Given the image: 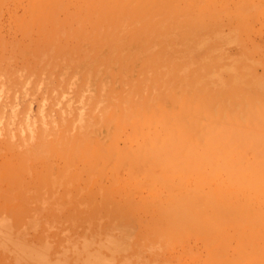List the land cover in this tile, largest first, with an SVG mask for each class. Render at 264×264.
Here are the masks:
<instances>
[{"label": "rangeland", "instance_id": "rangeland-1", "mask_svg": "<svg viewBox=\"0 0 264 264\" xmlns=\"http://www.w3.org/2000/svg\"><path fill=\"white\" fill-rule=\"evenodd\" d=\"M39 1L0 0V264H264V198L258 199L264 197V180L260 168L257 170L260 169L261 177L256 166L251 170L256 161L258 167L259 164L264 167V127L261 128L264 121V0H155L152 3L144 0L146 6L141 1L137 4L138 0H129V6L134 8L128 9L124 8L128 0H54L56 4L53 0ZM124 3L127 4L122 6ZM37 11L41 15L39 19ZM157 105L165 110L156 111ZM207 107L212 112L209 111V115ZM164 112L183 116L188 127L194 128L199 122L196 135L203 129L207 136L189 135L192 128H186V133L192 138V144L198 139L200 146L208 147L204 148L208 151L199 150L198 144L191 146L186 133L182 138L185 129L180 133V124L170 122L166 130L161 131V116L167 115ZM213 114L219 122L222 117L221 122L240 117L238 121L244 127L232 122L233 126L241 127V131L240 128L237 131L229 120L226 123L230 127L223 124L224 128L218 121H211ZM255 118L258 122L260 119V124ZM209 119L220 127L211 128L213 125L209 124L213 123H209ZM253 119L260 128L250 122ZM208 128L213 131H206ZM257 128L260 132L255 131ZM211 132L215 136L211 137ZM246 133L253 139L259 136L255 143L259 138H263L262 142L252 144L253 139H248ZM168 137L172 138V143ZM181 141L188 142L185 143L188 148H184ZM174 142L175 148L171 147ZM170 148L176 151L184 148V151L176 153L174 150V155L171 151L168 154ZM220 148H224L221 155L218 154ZM188 152L195 154H189L194 164L184 160ZM207 155L215 158L210 164L207 160L212 159ZM138 156L142 157L139 165ZM195 156L202 160L206 156L205 163ZM130 157L136 160L135 166ZM147 157L150 159H144ZM180 157L189 168L181 160L183 163L178 169H184H177ZM167 158L172 160L168 159L172 164H169L170 169L162 165L168 163ZM220 159L222 173L214 163H220ZM128 160L133 162L134 168L129 169ZM144 160L150 164L145 163L143 168ZM247 160L254 165L250 167ZM241 162H245L243 166ZM158 170L166 175L162 177ZM234 170L241 175L246 171L248 179L257 180H253L257 184L247 181L244 175L246 182L242 180L240 187L242 176L231 174ZM144 171L151 172L148 177L152 172L159 173L170 185L163 184L165 188L154 183L160 179L155 178L156 175L150 179H155L153 182L143 180L147 176ZM212 171L220 179L215 177L214 184L209 183L213 181L209 179L214 176ZM204 172L209 175L205 173V176ZM187 173L191 176H186ZM205 178L208 181H204ZM259 178L263 180L262 187ZM176 179L185 184L176 185ZM192 180L200 184L193 186ZM146 181L149 187L155 184L154 188L150 187L153 190L142 185ZM209 186L213 189V193L209 190L211 195ZM215 186H221L219 194L224 188V199L220 196L222 199L217 197L216 200H223L220 201L222 211L217 204L213 205V210L211 205L205 211L198 208L201 204L198 209L192 207L191 215L199 219L190 216L183 220L187 215H182L184 218L179 213L175 215L169 208L170 204L171 210L178 205L179 197L176 193L175 202L170 200V203L165 197H169V192L163 191L170 187L172 197V189H177L175 193L182 188L183 193L178 192L185 199L194 192L199 195L200 191H207L211 199L216 194ZM161 187L164 188L161 190ZM233 187L235 191L231 193L229 190ZM244 191H247L245 195ZM198 195L186 201L197 202ZM157 199L159 203L155 204ZM230 206L238 208V214H234L237 211ZM251 207L256 211H249ZM217 208L219 212H215ZM201 210L210 212L201 217ZM223 212L228 216L222 215ZM260 212L263 219L258 217ZM215 213L226 217L227 221L223 217L215 218ZM231 213L237 216L232 218ZM255 215L260 219L255 221ZM200 217H211L204 219L206 224L211 222L208 226L198 224ZM171 218L176 219L175 223ZM214 224L220 227L215 226V229ZM189 227L192 231L187 230Z\"/></svg>", "mask_w": 264, "mask_h": 264}, {"label": "bare ground", "instance_id": "bare-ground-1", "mask_svg": "<svg viewBox=\"0 0 264 264\" xmlns=\"http://www.w3.org/2000/svg\"><path fill=\"white\" fill-rule=\"evenodd\" d=\"M38 1H39V0H38ZM50 1H51V0H50ZM75 1H76V0H75ZM78 1H79V0H78ZM92 1H93V0H92ZM140 1L143 2L144 0H138V1H137V4H138V2H139V4H140V3H141ZM152 1L156 2L155 0H151V3H152ZM176 1H177V0H176ZM185 1H186V0H185ZM207 1H208V0H207ZM39 2H40V1H39ZM46 2H49V1L47 0V1H45V3H46ZM51 2H52V1H51ZM55 2H56V0H55ZM55 2H54V0H53L52 3L56 4ZM129 2H130V1L128 0V4H127V3H124V5H122V6H125V5L127 4V7H124L125 9H126V8H127V9H128V8H132L133 6L130 7L131 5L129 6ZM145 2H147V0H145ZM149 2H150V0H149ZM200 2H201V1H200ZM43 3H44V1H43ZM43 3H42V4H43ZM45 3H44V4H45ZM135 3H136V2H135ZM143 3H144V2H143ZM143 3H142V4H143ZM147 3H148V2H147ZM160 3H162V2H160ZM72 4H73V3H72ZM117 4H118V3H117ZM130 4H131V3H130ZM144 5L146 6V3H144ZM144 5H143V6H144ZM157 5H158V4H157ZM205 5L208 6V4H205ZM14 6H15V5H14ZM37 6H38V5H37ZM137 6H138V5H137ZM160 6H161V5H160ZM15 7H16V6H15ZM40 7H41V6H40ZM46 7H47V6H46ZM120 7H121V6H120ZM135 7H136V6H135ZM208 7H209V6H208ZM208 7H207V8H208ZM48 8H49V7H48ZM133 8H134V7H133ZM158 8H159V7H158ZM36 9H37V7H36ZM36 9H35V10H36ZM156 9H157V8H156ZM197 9H198V11H199V8H198V7H197ZM204 9H205V8H204ZM204 9H203V11L205 12ZM35 10H34L33 12H35ZM45 10H46V9H45ZM50 10H51V9H50ZM50 10H48V11H50ZM56 10H57V9H56ZM43 11H44V9H43ZM142 11H143V10H142ZM206 11H208V10H206ZM240 11H241V10H240ZM200 12H201V11H200ZM204 12H203V13H204ZM41 13H42V12H41ZM190 13H192V12H190ZM35 14H36V13H34V17H35ZM163 14H164V13H163ZM55 15H56V14H55ZM151 15H152V14H151ZM158 15H159V13H158ZM158 15H157V17H158ZM37 16H38L37 19H39V17H41V15L39 16V12H38V11H37ZM37 16H36V17H37ZM65 16H66V15H65ZM146 16H147V15L145 14V17H146ZM161 16H162V15H161ZM191 16H192V15H191ZM51 17H52V16H51ZM145 17H143V18H145ZM153 17H154V16H153ZM177 17H178V16H177ZM182 17H183V16H182ZM154 18H156V16H155ZM180 18H181V17H180ZM168 19H169V18H168ZM175 19H176V18H175ZM152 20H153V19H152ZM165 20H166V19H165ZM56 22H57V21H56ZM162 23H163V22H162ZM164 23H165V22H164ZM212 101H213V100H212ZM212 103H213V102H212ZM214 103H215V102H214ZM161 104H163V102H161ZM214 106H215V105H214ZM221 106H222V105H221ZM243 106H244V105H243ZM252 106H253V105H251V107H252ZM157 107H158V108L156 109V111H163V110H165V109L161 108V105H157ZM223 107H224V106H223ZM211 108H212V107H211ZM224 108H225V107H224ZM208 109H209V108L207 107V114H208L209 111L211 110V109H209V110H208ZM220 109H221V107L219 108V110H220ZM229 109H230V108H229ZM251 109H253V107H252ZM173 110L175 111V108H173ZM177 110H178V109H177ZM226 111H227V110H226ZM234 111H235V110H234ZM247 111H248V110H247ZM252 111H253V110H252ZM185 112H187V110H185ZM219 112H220V111H219ZM237 112H239V111H237ZM240 112H243V109H242V111H240ZM164 113H167V112H164ZM211 113H212V112L210 111V114H211ZM227 113H228V112H227ZM251 113H253V112H251ZM248 114H249V113H248ZM173 115H175V116H171V115H169V114L167 113V115H166V114L164 115V118L161 116V121H163V122H162L163 125H160V129H161V131L164 130L165 127H167L168 124H169L170 122H174L176 125H179V124H180V126H181V127H180V128H181L180 133H181V131H182V128L185 129V130H184L185 132H183V133H182L183 135H181V137L183 136L182 138H184V136H186V135H185L186 130H187L188 128L191 129L192 127H191V126L188 127V126L186 125V123L184 122L185 119H184L183 116L176 115V114H173ZM208 115H209V114H208ZM219 115H221V114H218V117L220 118ZM228 115H229V114H228ZM243 115H244V113H243ZM257 115H258V114H257ZM260 115H261V114H260ZM198 116H199V115H198ZM211 116H212V117H210V118H213V119L215 118V117H213L214 114L211 115ZM261 116H262V115H261ZM261 116H258V117H261ZM199 117H200V116H199ZM228 117L230 118V116H228ZM235 117H236V116H235ZM247 117H248V115H247ZM250 117H251V116H250ZM250 117H249V118H250ZM255 117H257V116H255ZM258 117H257V119H258ZM222 118H223V117H222ZM222 118H221V119H222ZM237 118H238V116H237ZM241 118H242V117H241ZM262 118H263V117H262ZM163 119H164V120H163ZM201 119H202V117H201ZM213 119H212L211 121H215V122L218 121L217 123H218V124L221 123V124H222V127H223L224 125H226V124H227L226 122H228V121L230 120V119H228V121H225V122L223 121V122H224V123H223V122H221V119H220V122H219L218 118H216V120H215V119L213 120ZM239 119H240V117H239ZM239 119H238V120H239ZM255 119H256V118H255ZM257 119H256V121H257ZM199 120H200V119H199ZM223 120H224V119H223ZM238 120H236V118H235L236 123L239 122ZM197 121H198V120H197ZM197 121H196V122H197ZM211 121H210V119H209V123H213V122H211ZM235 121H231V120H230V123H229V124H231L232 122L235 123ZM240 121H242V120H240ZM248 121H249V119H248ZM251 121H252V124H253V123L255 124L254 126L259 127L258 124H260V119H259V122L257 121L258 124L256 123V121H255L254 119H253V120H250V122H251ZM254 121H255V122H254ZM262 121H263V120H262ZM150 122H151V120H150ZM250 122H249V123H250ZM182 123H183V124H182ZM184 123H185V124H184ZM236 123H235V124H236ZM239 123H240V122H239ZM239 123H238V124H239ZM242 123H243V122H242ZM244 123H245V122H244ZM150 124H151V123H150ZM198 124H199V122H198ZM198 124H197V125H198ZM223 124H224V125H223ZM252 124H251V125H252ZM256 124H257V125H256ZM182 125H183V126H182ZM185 125H186V127H185ZM197 125H196V123L194 124V128H192L191 131H189V133H190L189 135L192 134V135H195L196 138H197V137L200 138L199 136H200L201 134L205 135V133H203V131H202L203 129H200V131H201L202 133H201L200 135H196V132L199 130V129L197 128ZM205 125H206V124H205ZM209 125H213V126L211 127V128H213L214 125H216V123L209 124ZM227 125H228V124H227ZM231 125L233 126L234 124H231ZM239 125L244 127V124H241V123H240ZM251 125L248 124V126H249L250 128H254V127L251 126ZM162 126H163V127H162ZM192 126H193V125H192ZM206 126H207V125H206ZM218 126H219V125H218ZM218 126L216 125L215 127H218ZM228 126L230 127V125H228ZM228 126H227V127H228ZM232 126H231V127H232ZM240 126H239V127H238V126H233V128L236 127V130H237V128H238V129L240 128L239 130L241 131V127H240ZM184 127H185V128H184ZM200 127L202 128V126H200ZM219 127H220V126H219ZM229 127H228V128H229ZM262 127H264V121H263V126H262V122H261V128H262ZM146 128H147V127H146ZM163 128H164V129H163ZM186 128H187V129H186ZM211 128H210V130H209V128H208L206 131H208V132H209V131H213ZM224 128H226V127L224 126ZM259 128H260V127H259ZM193 129H194L195 133H194V131H192ZM165 130H166V129H165ZM221 130H222V129H221ZM233 130H234V129H233ZM253 130H254V129H253ZM169 131H170V128H169ZM234 131H235V130H234ZM237 131H238V130H237ZM249 131H250V130H249ZM255 131H256V132H257V131L260 132V130H258V128H257V130H255ZM262 131H263V130H262ZM170 132H173L172 129H171ZM221 132H223V130H222ZM227 132H229V130H228ZM163 133H164V132H163ZM173 133H174V132H173ZM206 133H207V132H206ZM232 133H233V132H232ZM166 134H167V133H166ZM186 134H187V133H186ZM210 134H211V137H212L213 132H211ZM226 134H229V133H226ZM234 134H235V133H234ZM246 134L248 135L249 133H246ZM262 134L264 135V132H263ZM137 135H138V134H137ZM192 135H191V136H192ZM213 135H214V134H213ZM221 135H222V134H221ZM247 135H246V136H247ZM255 135H256V133H255ZM263 135H261V136H263ZM166 136H167V135H166ZM179 136H180V135H179ZM205 136H207V135H205ZM208 136H209V135H208ZM214 136H215V135H214ZM219 136H220V135H219ZM223 136H224V134H223ZM231 136H232V135H231ZM239 136H241V135L239 134ZM239 136L237 135V137H239ZM242 136H243V135H242ZM246 136H245V137H246ZM187 137H188V138H187ZM187 137H186V140L188 139V140L190 141L189 143H190V145H191V144H192V140H190L191 137L188 136V134H187ZM221 137H222V136H221ZM221 137H217V138H221ZM227 137L229 138V135H228ZM248 137H249V138H248ZM250 137H251V136H250V134H249V136H247V138L250 139ZM256 137L258 138L259 136L256 135ZM256 137H255V139H256ZM168 138H169V137H168ZM172 138H175V137L172 136ZM172 138H169L168 141L171 142ZM177 138H178V137H177ZM177 138H176V139H177ZM182 138H181V139H182ZM224 138H225V137H224ZM240 138H241V137H240ZM251 138H252V137H251ZM263 138H264V136H263ZM263 138H261V139H263ZM191 139H192V138H191ZM252 139H253V138H252ZM252 139H250V140L252 141ZM255 139H253V143H252V144H256V143L258 142V140L261 141V139L259 138V139L257 140V142L255 143V142H254V141H256ZM173 140H175V139H173ZM177 140L180 141L179 138H178ZM182 140H183V139H182ZM188 140H187V141H188ZM196 140H197L196 143H194V144H192V145H194V146L196 145V146H197V144H198V148L200 147L199 150H200V149L203 150L204 148H208V147H203V148H202V147L200 146V144L198 143L199 140H198V139H196ZM220 140H221V139H220ZM222 140L224 141V139H222ZM235 140H236V138H235ZM243 140H244V139H243ZM156 141H157V140H156ZM215 141H216V140H215ZM223 141H220V142H223ZM226 141H227V140H225L224 142H226ZM232 141H233V140L230 141L231 144H233ZM212 142H213V141H212ZM218 142H219V141H218ZM245 142H246V141H245ZM261 142H262V141H261ZM156 143H157V142H156ZM171 143H172V142H171ZM171 143H170V144H171ZM178 143H179V142H178ZM178 143H176V144L178 145ZM180 143H184V148H185V147L187 146V144H185V143H188V142H184V141L182 142V141H181ZM210 143H211V142H210ZM214 143H215V142H214ZM227 143H228V142H227ZM234 143H235V142H234ZM243 143H244V142H243ZM263 143H264V141H263ZM140 144H141V143H140ZM215 144H216V143H215ZM246 144H248V143L246 142ZM258 144H259V143H258ZM260 144H261V143H260ZM142 145H143V144H142ZM172 145H173V146H172ZM172 145H171V147H174V146H175V142H174ZM185 145H186V146H185ZM190 145H189V146H190ZM192 145H191V146H192ZM222 145H223V144H222ZM228 145H229V143H228ZM234 145H235V144H234ZM261 145H263V144H261ZM179 146H180V145H179ZM214 146H216V145H214ZM217 146H218V145H217ZM219 146H220V145H219ZM133 147H134V146H133ZM142 147H143V146H142ZM142 147H141L140 152L143 151V148H142ZM180 147H182V146H180ZM210 147L212 148V146H210ZM227 147H230V146H227ZM231 147H232V146H231ZM235 147H236V146H235ZM237 147H238V145H237ZM252 147H255V145H252ZM258 147H259V146H258ZM260 147H261V146H260ZM174 148H175V147H174ZM174 148H172L173 151L171 150V148L168 149V150H167V153H168V154H171V153H170V151H171L172 154H173L174 150L176 151V149H179V148H177V147H176V149H174ZM184 148H183V149H184ZM186 148H188V147H186ZM192 148H193V147H192ZM194 148H195V147H194ZM211 148H210V150H211V152H212V149H213V148H212V149H211ZM217 148H218V147H217ZM224 148H225V147H224ZM224 148H220V151L218 150V154H219V155H221V153H220V152H221V149H224ZM238 148H239V147H238ZM256 148H257V147H256ZM262 148H263V147H262ZM183 149L181 148L180 151H182ZM215 149H216V147H215ZM230 149H232V148H230ZM260 149H261V148H260ZM147 150H148V149H147ZM156 150H157V151H160V150L158 149V147H156ZM193 150H194V149H193ZM210 150H209V152H210ZM235 150L237 151V149H235ZM240 150H241V149H240ZM242 150H243V149H242ZM242 150H241V152H245V154H246V151H245V150L242 151ZM251 150H252V148H251ZM254 150H255V149H254ZM137 151H138V150H137ZM152 151H153V150H152ZM152 151H151V152H152ZM161 151H162V150H161ZM178 151H179V150H177L176 153H177ZM180 151H179V152H180ZM183 151H184V150H183ZM188 151H189V149H188ZM203 151L206 152V151H208V150H205V149H204ZM233 151H234V150H233ZM236 151H235V152H236ZM259 151H261V150H259ZM259 151H258V152H259ZM146 152H147V151H146ZM151 152H149V153H151ZM162 152H163V151H162ZM190 152H191V151H190ZM209 152H207V153L209 154ZM211 152H210V153H211ZM214 152L217 153V151H214ZM230 152H231V151H230ZM241 152H240V154H241V157H242V154H243V153H241ZM249 152H250V151H249ZM258 152H257V153H258ZM127 153H128V152H127ZM155 153H159V152H155ZM164 153H166V151H165ZM182 153H183V152H181V155H182ZM192 153H193V152H192ZM192 153H189V152H188L187 154H188V155H189V154L192 155ZM247 153H248V150H247ZM262 153H263V152H262ZM139 154H140V153H139ZM160 154H161V152H160ZM203 154H204V152H203ZM227 154H228V153H227ZM227 154H226V155H227ZM229 154H231V153H229ZM236 154H239V153L237 152ZM248 154H249V153H248ZM253 154H255V153H253ZM97 155H99V154H97ZM152 155H153V154H151V156H152ZM163 155H164V154H163ZM173 155H174V154H173ZM178 155H179V154H178ZM178 155H177V157H175V158H178ZM194 155H195V154H193L192 156H194ZM196 155H197V154H196ZM200 155H201V154H200ZM204 155H205V154H204ZM246 155H247V154H246ZM257 155H258V154H257ZM261 155H262V154H261ZM149 156H150V155H149ZM156 156H157V155H156ZM156 156H155V157H156ZM168 156H169V155H168ZM170 156H171V155H170ZM186 156H187V155H186ZM186 156H185V158H184V156H183V158H184V160L186 159L187 162L189 163L188 160H190L191 156H190V155L188 156L189 159L186 158ZM197 156H198V155H197ZM197 156H195L194 158H195V159L199 158V157H197ZM207 156L210 158V155H207ZM213 156H214V154H213ZM213 156H211V158H210V159H212V160H207V158H206L207 162L215 160V158H212ZM227 156H228V155H227ZM233 156H234V155H233ZM248 156H249V155H248ZM263 156H264V155H263ZM138 157H140V158L138 159ZM138 157H137V160H138L137 162H139V163H138V165H139V164L141 163L142 157H141V156H138ZM158 157H160V156H158ZM158 157H157V158H158ZM161 157H162V155H161ZM205 157H206V156H205ZM205 157H203V160L201 159V157H200L199 159H201L202 162L204 161V163H205V160H204ZM220 157H221V156H220ZM224 157H226V156H224ZM228 157H229V156H228ZM236 157H237V156H236ZM236 157H235V159H236ZM244 157H246V156H244ZM97 158H98V157H97ZM126 158H127V157H126ZM151 158H152V157H151ZM163 158H164V156H163ZM165 158H166V157H165ZM170 158H171V157H170ZM170 158H167V161H168V159H169V161L172 162L171 159L174 158V157L172 156V158H171V159H170ZM183 158L180 157V158H179L180 160L177 159V160H178L177 163L180 164V166H179V165L177 166V163L174 162V160H173V163H174V164L176 163L177 169L181 167V164H182L183 162H184V163H187V162H185L186 160L183 161ZM232 158H233V157H232ZM242 158H243V157H242ZM242 158H241V160H242ZM246 158H248V157H246ZM246 158H245V159H246ZM253 158H254V157H253ZM261 158H262V157H261ZM129 159L133 160V158H131V157H130ZM144 159H147V160H148V159H150V158L147 157V158H144ZM159 159H160V158H159ZM159 159H158V160L155 159V161L159 162ZM192 159H193V158H192ZM222 159H223V158H222ZM222 159H220L219 162H220ZM255 159H258V158H255ZM107 160H108V159H107ZM165 160H166V159H165ZM181 160H182L183 162H182ZM201 160H199V162H200ZM227 160H230V159L227 158ZM233 160H234V159H233ZM237 160H238V159H237ZM96 161H97V159H96ZM128 161H130V160H128ZM133 161H134V163H135L136 160H133ZM160 161H161V160H160ZM162 161L164 162V160H162ZM167 161H166V162H167ZM169 161H168V163H166L165 165H164L163 162H161L160 164L163 163V164H162L163 167L166 166V167H168V169H170V165L172 166V164H170ZM244 161H245V160H244ZM258 161H259V160H258ZM103 162H105V161H103ZM119 162H120V160H119ZM121 162H122V161H121ZM123 162H124V161H123ZM125 162H126V160H125ZM131 162H132V161H130V164H129V167H130V168H129V169H131V168L133 167V166H131V165H132ZM143 162H144V163H143ZM157 162H155V163H157ZM190 162L192 163V160H190ZM202 162H201V163H202ZM223 162H224V161H223ZM230 162H231V161H230ZM239 162H240V161H239ZM246 162L248 163L249 161L247 160ZM251 162H252V161H251ZM251 162L248 163V164H250V167L254 165V163H252L253 165H251ZM71 163H72V162H71ZM132 163H133V162H132ZM134 163H133V165L135 166L137 163H135V164H134ZM145 163L150 164V162L148 163L146 160L142 161V164H141V165H143V168H144ZM188 163H187V167L189 168ZM191 163H190V164H191ZM194 163H195V161H194ZM194 163H192V164H194ZM214 163H215V165H218V166H219V170H220L221 162L218 163V164H216V161H214ZM231 163H232V162H231ZM244 163H245V162H244ZM244 163L241 162L242 166L244 165ZM247 163H246V164H247ZM117 164H118V163H117ZM119 164H120V163H119ZM160 164H159V167L162 166V165H160ZM169 164H170V165H169ZM207 164H208V163H207ZM207 164H205V167L207 166ZM209 164H210V162H209ZM212 164H213V163H212ZM219 164H220V165H219ZM222 164H223V163H222ZM234 164H235V162H234ZM120 165H121V164H120ZM138 165H137V166H138ZM225 165H226V164H225ZM225 165H224V166H225ZM236 165H237V164H236ZM257 165H258V163H257V161H256L255 165L251 168V170L253 171V169H255V168L257 167V168H256V171H258V172H257L258 175H259V173H260V171H261L260 174H261V176H262V179L264 180V178H263V177H264V173H263V171H264V167H262L263 165H261V164H259L260 167H258ZM147 166H149V165H147ZM147 166H146V167H147ZM156 166H158V165H156ZM173 166L176 167L175 165H173ZM198 166H199V165H198ZM210 166H211V165H210ZM213 166H214V165H213ZM218 166L215 167V168L218 169ZM237 166H238V165H237ZM242 166H241V167H242ZM255 166H256V167H255ZM116 167H117V166H116ZM126 167H127V166H126ZM138 167H140V166H138ZM163 167H162V168H163ZM174 167H173V168H174ZM182 167H183V166H182ZM184 167H185V165H184ZM187 167H185V168L187 169ZM221 167H222V166H221ZM245 167H246V165H245ZM250 167H249V168H250ZM254 167H255V168H254ZM94 168H95V167H94ZM119 168H120V167H119ZM121 168H122V167H121ZM133 168H134V167H133ZM190 168L193 170L194 167L192 168V166H191ZM206 168H207V167H206ZM208 168L211 169L210 167H208ZM223 168H224V167H223ZM232 168H233V167H232ZM235 168H236V167H235ZM243 168H244V167H243ZM243 168L239 169V171L242 170ZM249 168H248V169H249ZM258 168H260L261 170H260V169H259L260 171L257 170ZM114 169H117V168H114ZM137 169H138V168H137ZM139 169H140V168H139ZM139 169H138V171H139ZM141 169H142V168H141ZM141 169H140V170H141ZM147 169H149V168H147ZM157 169H159V168L157 167ZM157 169H156L154 172H156ZM165 169H167V168H165ZM165 169H164V171H165ZM168 169H167V170H168ZM171 169H172V168H171ZM183 169H184V168H183ZM183 169L181 168V169H178V170L180 171V170H183ZM203 169H205L204 166H203ZM212 169H213V167H212ZM216 169H214V170H216ZM227 169H228V168H227ZM227 169H226V170H227ZM229 169H231V168L229 167ZM229 169H228V170H229ZM233 169H234V168H233ZM233 169H232V170H233ZM236 169L238 170V168H236ZM244 169H245V168H244ZM121 170H122V169H121ZM125 170H126V169H125ZM134 170H135V169H134ZM144 170H146V169H144ZM172 170H173V169H172ZM172 170H171V172H172ZM214 170H213V171H214ZM219 170H218V173H219ZM224 170H225V168H224ZM232 170H230V171H232ZM135 171H136V170H135ZM147 171H152V170H147ZM187 171H190V170H187ZM207 171H208V170H207ZM213 171H212V174H214V176L210 173V174L212 175L213 178H212L211 176H210L211 178L208 176L209 179H213V181L211 180L212 182H209L210 184L213 183L215 177L218 176V175H215V174H217V173H216V172H213ZM230 171H229V172H230ZM239 171H238V173H237V171L234 170L233 173H231V172H230V173L233 174V175H234L235 173L239 174ZM243 171H244V170H243ZM248 171H250V169H249ZM252 171H250V172H252ZM111 172H113V171H110V173H111ZM114 172H115V171H114ZM128 172H129V171H128ZM130 172H132V170H130ZM144 172H145V171H144ZM158 172H159V170H158ZM162 172H163V171H162ZM165 172H166V171H165ZM165 172H163V173H165ZM168 172H169V171H167L166 173H168ZM184 172H185V171H184ZM209 172H211V171L209 170ZM220 172L222 173V169L220 170ZM227 172H228V171H226V174H228ZM234 172H235V173H234ZM241 172H242V171H241ZM245 172H246V171H244V174H243V172H242L243 175L239 174V175L242 176V177H241L242 179H241V181H240V182H241V183H240L241 185L239 184L240 187L243 185L244 182H246V181H245V178H246L247 181L249 180V182L252 181V184H254V185L257 184V182L254 183L253 180H255V179H253V177L251 178V179H253V180H250V178L248 179L247 174H245ZM115 173H118V171H116ZM135 173H136V172H135ZM135 173H132L131 175H133V174H135ZM159 173H161V172H159ZM159 173H158V175H157V174H153V172H152V175H153V176L156 175L157 177H155V178H158V177H160L161 175H162V177H163V175H166V174H162V173H161V175H160ZM175 173H176V170L173 171V175H175ZM177 173H178V172H177ZM180 173H181V172H180ZM185 173H186V172H185ZM189 173H190V172H189ZM189 173H187L186 176H191V175H188ZM205 173H207V172H204V174H205ZM246 173H247V172H246ZM10 174H11V173H10ZM129 174H130V173H129ZM138 174H140V173H138ZM142 174H143V173H142ZM142 174H140V175H142ZM148 174H151V172H150V173L148 172ZM148 174H146V172H145L144 176H145V175H147V176H146V177H143V180L146 179V180H148L149 182H150V181L153 182L155 179H152V180H150V179H151V178H154V177H153L152 175H150L151 177H150V176L148 177ZM192 174H194V173H192ZM195 174H196V173H195ZM224 174H225V172H224ZM237 174H236V175H237ZM248 174H250V173L248 172ZM207 175H209V174L207 173ZM233 175H231V176H233ZM244 175H245V176H244ZM252 175H253V173H252ZM138 176H139V175H138ZM171 176H172V175H171ZM177 176H179V175H177ZM177 176H176V178H178ZM182 176H183V175L181 174V177H182ZM192 176L194 177V175H192ZM197 176H198V174H197ZM205 176H206V174H205ZM224 176H225V175H224ZM229 176H230V175H229ZM234 176H235V175H234ZM234 176H233V177H234ZM237 176H238V175H237ZM243 176H244L245 178H244ZM259 176H260V175H259ZM261 176H260V177H261ZM118 177H119V176H118ZM139 177H140V176H139ZM147 177H148V178H147ZM164 177H166L165 179H169L167 176H164ZM172 177H174V176H172ZM193 177H192V178H193ZM198 177H199V176H198ZM202 177H203V176H201V179H202ZM250 177H251V176H250ZM144 178H145V179H144ZM185 178H186V180H187V185H188V179H187V177H185ZM216 178H217V177H216ZM141 179H142V178H141ZM180 179H181V178H180ZM180 179H178V180L176 179V180H177V181H176V185L179 183V180H180ZM194 179H197V181H198V178L194 177ZM217 179L220 180L219 177H218ZM217 179H216V181H218ZM262 179L259 178L260 181H261ZM131 180H132V179H131ZM158 180H159V181L161 180L162 183H161V181L159 182ZM190 180H191V177H190ZM205 180H207V179L205 178L204 181H205ZM242 180H243L244 182H243ZM263 180H262V181H263ZM200 181H201V180H200ZM200 181H199V182H200ZM204 181H203V182H204ZM207 181H208V180H207ZM209 181H210V180H209ZM255 181H257V180H255ZM262 181H261V183H260V186H261V184H262ZM143 182H144V181H143ZM149 182H148V185H149ZM156 182H157L158 185H159V183H160L161 186H165V188H166V185H163V184H167V183H168V185H170V184H169V180H168V181H164V179L162 180L161 177H160V179H157V180L154 181V183H156ZM163 182H164V183H163ZM191 182H194V183H192L193 186H194L195 184H200V183H195V182H196L195 180H192ZM222 182H223V181H222ZM226 182H227V181H226ZM226 182H225V183H226ZM207 183H208V182H207ZM207 183H206V185H207ZM219 183H220V181H219ZM225 183H224V184H225ZM231 183H232V181H231ZM247 183H248V182H247ZM258 183H259V182H258ZM263 183H264V181H263ZM109 184H110V183H109ZM111 184H112V183H111ZM145 184H147V181H146V183H144V184H142V185H145ZM179 184H182V183H179ZM183 184H185V183H183ZM183 184H182V185H183ZM213 184H214V183H213ZM213 184H212V185H213ZM229 184H230V183H229ZM252 184H249L248 186H250V185H252ZM130 185H131V184H130ZM136 185H137V183H136ZM148 185H145V186H146V187H149ZM152 185H155V184H152ZM152 185H151L150 187L154 188V186H152ZM208 185H209V184H208ZM217 185H219V184L217 183ZM245 185H246V184H245ZM263 185H264V184H263ZM263 185H262V186H263ZM93 186H94V185H93ZM159 186H160V185H159ZM202 186H204V185H202ZM202 186H201L200 190H203ZM213 186H214V185H213ZM221 186H222V185H221ZM221 186H220V187H219V186H215V187H214V189L217 190V188H218V190H217V191L214 190V192H215L216 194H213L212 196H214V197H211V199H209V198H210L209 196L211 195L210 192H212V190H213V189L211 188V186H209L210 188L208 187V192H209V190L211 189V191L208 193V194H210V195H208V197H207V194H206L207 191H206V193H205V191L202 192V191H200V190L197 189V192L199 193V191H200V192L202 193V195H200L201 193L198 195L196 192H194V194L191 195V196L188 195V194L190 193V191H189V193L187 194V197L190 196V197H193V198H194V197L197 198L196 195L199 196L198 199H197V200H198L197 202L193 201V202H195V205H194L193 202H191L192 200H189V202L186 201V200L189 199L190 197H188V198L185 199V196H184V195H181V196H180V193H179L178 191H181V189L183 188L182 186H181L182 188H180V190L178 189V191L175 192V193H174V189H175V191H176V190H177L176 188L179 187V186H176V188L172 189V190H173L172 197H170V195H171V194H170V193H171V191H170V187H167V189H163L164 187H161V190L163 189V191L165 190V191H167V193L169 192L168 194L165 192V195L167 194V195L169 196V197H167V196H165V197L169 199L168 201L172 200V203L175 202V200L173 199V196L175 197V196H176V193H177V195H178L177 197H179V200L177 199V204H178V205H176L175 207H172V210H171V205H172V204H170V208H169V209H170V211H174V212H175V215H177V213H179V215H181L180 217H182V218H184L185 215H187V217H185V219H183V220H186V219L190 218V216L192 217L191 219H195L196 217H198V219H199V216L193 217V215H191V214L193 213L192 211H191L192 213L190 212V209H191L192 207H193V208L196 207L195 209H198V208H200V209H204L203 211H205V209H206V210L209 209V207H210L211 205L213 206V205H216V204H217L216 207H219V208H220V207L222 206V203H223V202L220 203V201H223V200H220L219 202L216 201V200H218V198H220V196L222 197L223 193H225V192H223L224 188L222 187V188H223L222 193L219 194V192H221V191H220ZM228 186H230V185H228ZM233 186H234V185H233ZM262 186H261V187H262ZM130 187H131V186H130ZM139 187H140V186H139ZM150 187H149V189L153 190V189L150 188ZM196 187H197V185L195 186V188H196ZM240 187H237V188H238V191H242ZM263 187H264V186H263ZM157 188H160V187L157 186ZM187 188H188V187H187ZM189 188H190V187H189ZM193 188H194V187H193ZM219 188H220V189H219ZM226 188H227V185H226ZM237 188H235V189H237ZM107 189H108V188H107ZM168 189H169V190H168ZM228 189H229V187H228ZM231 189H232V188H231ZM261 189H262V188H261ZM111 190H112V189H111ZM155 190H156V189H155ZM255 190H256V189H255ZM139 191H142V190H139ZM182 191H183V190H182ZM182 191H181V193H183ZM194 191H195V190H194ZM226 191H227V190H226ZM229 191H230V192H231V191H235V190H234V187H233V190H229ZM263 191H264V190H263ZM155 192H157V191H155ZM236 192H237V191H236ZM246 192H247V191H246ZM246 192L244 191V195H245ZM258 192H259V191H258ZM261 192H262V191H260L259 193H261ZM113 193H114V191H113ZM159 193H161V191H159ZM159 193H157V194H159ZM212 193H213V192H212ZM217 193H218L219 196L217 195ZM227 193H228V191H227ZM231 193H233V192H231ZM231 193H229V195H230ZM239 193H240V192H239ZM242 193H243V192H242ZM249 193H251V191H250ZM256 193H257V192H256ZM263 193H264V192H263ZM149 194H150V193H149ZM151 194H152V193H151ZM151 194H150V195H151ZM154 194L157 195L156 193H154ZM205 194H206V196H205ZM234 194H235V193H234ZM247 194H248V193H247ZM251 194H252V193H251ZM254 194H255V193H254ZM261 194H262V193H261ZM160 195H161V194H160ZM160 195H157V196L160 197ZM194 195H195V196H194ZM216 195H217V196H216ZM227 195H228V194H227ZM238 195H239V194H238ZM258 195H259V194H258ZM262 195H263V194H262ZM151 196L153 197V199L155 198L153 195H151ZM157 196H156V198H158ZM183 196H184V198H183ZM201 196H202V197L205 196V197H203V198H206V199L203 200V198H202ZM235 196L237 197V195H234V199H235V200L239 199V198L236 199ZM241 196H242V195H241ZM248 196H249V195H248ZM148 197H150V196H148ZM165 197H163V198L166 199ZM181 197H182L183 200H185L184 203H182L183 200L181 199ZM200 197H201L202 199H201ZM215 197H216V199H215ZM217 197H218V198H217ZM228 197H229V196H228ZM230 197L232 198L231 195H230ZM230 197H229V200H230ZM239 197H240V196H239ZM243 197H244V196H243ZM250 197H252V195H251ZM255 197H258V196H255ZM91 198H92V197H91ZM145 198H147V197H145ZM145 198H144V199H145ZM163 198H162V199H163ZM195 198H194V199H195ZM222 198H223V197H222ZM222 198H220V199H222ZM225 198H226V196H225ZM241 198H242V197H241ZM246 198H247V197H246ZM252 198H253V197H252ZM260 198H261V201H262V198H264V197H263V196H262V197L260 196L258 199H260ZM147 199H148V198H147ZM147 199H145V200H147ZM149 199H150V198H149ZM149 199H148V200H149ZM159 199H160V198H159ZM159 199L156 200L157 203H155V204H158V203H159ZM164 199H163V200H164ZM190 199H191V198H190ZM199 199H201V200H203V201L200 200V202H199ZM223 199H224V198H223ZM148 200H147V201H148ZM211 200H213L214 202L212 201V203H211V202H210ZM225 200H227V199H225ZM229 200H228V201H229ZM232 200H233V199H231V202H232ZM240 200H241V199H240ZM263 200H264V199H263ZM147 201H146V202H147ZM154 201H155V200H154ZM160 201H162V200H160ZM207 201H208V202H207ZM242 201H243V200H242ZM248 201H249V200H248ZM252 201H253V200H252ZM257 201H258V200H257ZM143 202H144V201H143ZM146 202H145V203H146ZM162 202H163V201H162ZM165 202H166V201H165ZM179 202H180V203H179ZM201 202H202V203H201ZM217 202H218V203H217ZM236 202H239V200H237ZM148 203H149V202H148ZM148 203H146V204H148ZM150 203H152V202H150ZM170 203H171V201H170ZM186 203H187V204H186ZM188 203H189V204H188ZM190 203H191L192 205H191ZM203 203H204V204H203ZM207 203H208V204H207ZM209 203H210V204H209ZM219 203H220V204H219ZM233 203H234V200H233ZM240 203H242V202H240ZM263 203H264V202H263ZM146 204H145V206H146ZM153 204H154V203H153ZM153 204H151V205L149 204V205L152 206ZM166 204H169V202H168V203H165V205H166ZM174 204H176V203H174ZM183 204H184V205H183ZM200 204H201V205H200ZM218 204H219L220 206H219ZM225 204H226V203H225ZM225 204H223V206H226ZM234 204H236V203H234ZM247 204H248V202H247ZM250 204H251V202H250ZM130 205H132V204H130ZM185 205H186V206H185ZM199 205L202 206V207H198ZM208 205H209V206H208ZM236 205H237V204H236ZM236 205H234V206L236 207ZM243 205H244V203H243ZM245 205H246V203H245ZM251 205H253V204H251ZM254 205H255V204H254ZM143 206H144V205H143ZM145 206H144V207H145ZM157 206H158V205H157ZM167 206H168V205H167ZM177 206H178V207H177ZM179 206H181V207L179 208ZM183 206H185V207H183ZM188 206H189L190 208H189ZM227 206H228V204H227ZM237 206H238V205H237ZM241 206H242V205H241ZM246 206H248V205H246ZM259 206H260V208H263L264 205L262 206L261 204H259ZM129 207H131V206H129ZM176 207L180 209L179 212H177V210H176L177 208H176ZM197 207H198V208H197ZM235 207L233 208V206H232L233 209H235ZM131 208H132V207H131ZM131 208H130V209H131ZM146 208H147V206H146ZM150 208H154V207H150ZM156 208H157V207H156ZM187 208H188V209H187ZM193 208H192V210H193ZM211 208H212V207H211ZM222 208H225V207H222ZM229 208L231 209V206H230ZM229 208H228V209H229ZM244 208H245V207H244ZM251 208H253V209H251V210H249V211H253V210L256 211V208H254V207H251ZM260 208L258 207V209H260ZM173 209H174V210H173ZM179 209H178V210H179ZM181 209L184 210L185 213H184L183 211H182L183 213H181ZM185 209H186V210H185ZM213 209H214V206H213V208H212L211 210H213ZM225 209H226V208H225ZM233 209H231V210H233ZM237 209H238V208H237ZM237 209H235V210L237 211ZM248 209H249V208H247V212H248ZM146 210H148V208H147ZM150 210H151V209H150ZM155 210H156V209H155ZM187 210H188V212H187ZM217 210H218V212H219V209H218V208L216 209L215 212H217ZM223 210H224V209H223ZM231 210H230V212H231ZM245 210H246V209H245ZM262 210H264V209H262ZM156 211H157V210H156ZM201 211H202V210H201ZM203 211L201 212V215L204 213L205 216H208V214H209L208 212H210V210H209L208 212L206 211L207 213H206V212H203ZM220 211H222L221 208H220ZM238 211H239V210H238ZM238 211H237V212H234V214H235V213L238 214ZM242 211H243V209H242ZM126 212H127V210H126ZM126 212H125V213H126ZM153 212H154V211H153ZM174 212H172L171 215H173ZM198 212H200V211H197L196 214H198ZM211 212H212V211H211ZM225 212H226V210H225ZM225 212H223L222 215H223ZM227 212H228V211H227ZM230 212H228V214H230ZM232 212H233V211H232ZM205 213H206V214H205ZM213 213H214V212H213ZM213 213H211V214L213 215ZM147 214H148V213H147ZM188 214H189V215H188ZM196 214H194V215H196ZM199 214H200V213H199ZM199 214H198V215H199ZM218 214H219V213H217V215H216V213H215L216 216L214 215V217H215V218H216V217H219ZM226 214H227V213H226ZM226 214H224V215H225V216H228V214H227V215H226ZM231 214H233V213H231ZM234 214L231 216L232 218H234L235 216H237V215H234ZM247 214H248V213H247ZM257 214L259 215V213H257ZM126 215H127V214H126ZM182 215H184V217H183ZM201 215H200V216H201ZM204 215H202L201 217H203ZM222 215H221L220 217H223ZM261 215H262V213L260 212V215H259L258 217H260L261 219H263V217H261ZM209 216H211V215H209ZM229 216H230V215H229ZM246 216H248V215H246ZM262 216H264V212H263V215H262ZM178 217H179V216H178ZM180 217H179V220L181 221V218H180ZM201 217H200V220H201L202 222H199L200 220L196 219V220H198V222H197L198 224H201V223L204 224V223H205V222H204L205 220L207 221L209 218H211V217H209V218H207V219H206V218H203V219H202ZM220 217H219V218H220ZM231 217H230V218H231ZM248 217H249V216H248ZM255 217H256V218H255V219H256L255 221H257L258 219H260V218H257V215H255ZM219 218H218V219H219ZM230 218H229V219H230ZM239 218H240V216H239ZM242 218H244V217H242ZM251 218L254 219L253 216H252ZM173 219H174V218H173ZM173 219L171 218V220H173ZM177 219H178V218H177ZM191 219H190V222H192ZM204 219H205V220H204ZM223 219H225V220L227 221V218H226V217H223ZM183 220H182V222H183ZM213 220H214V219H213ZM216 220H217V219H216ZM219 220H220V219H219ZM219 220H218L217 223L220 222ZM249 220H250V219H249ZM173 221H174V220H173ZM175 221H176V219H175ZM175 221H174V223H175ZM193 221H194V220H193ZM221 221H222V218H221ZM230 221H231V220H230ZM233 221H234V220H233ZM187 222H188V221H187ZM190 222H189V223H190ZM210 222H211V220H210ZM210 222H208V223H210ZM214 222H215V220H214ZM214 222H212V223H214ZM228 222H229V221H228ZM262 222H264V221H262ZM262 222H260L261 224H260V223H259V224L262 225ZM179 223H180V222H179ZM189 223H188V224H189ZM208 223H207V224H208ZM215 223H216V222H215ZM221 223H223V222H221ZM221 223H220V224H221ZM245 223H247V222H245ZM176 224H177V223H176ZM182 224H183V223H182ZM195 224H196V223H195ZM205 224H206V223H205ZM207 224H206V225H207ZM224 224H225V223H224ZM247 224H248V223H247ZM174 225H175V224H174ZM174 225H172V226H174ZM212 225H213V224H212ZM260 225H259V226H260ZM177 226H178V225H177ZM181 226H182V225H181ZM189 226H190V224H189ZM207 226H208V225H207ZM210 226H211V224H210ZM215 226H217V224H216V225L214 224L213 227H215ZM201 227H202V226H201ZM213 227H212V228H213ZM217 227L219 228L220 226H217ZM227 227H228V226H227ZM203 228L206 229L207 227L203 226ZM263 228H264V227H263ZM176 229H177V228H176ZM193 229H194V227H193ZM200 229H201V228H200ZM215 229H216V227H215ZM170 230H172V229H170ZM178 230H179V228H178ZM187 230H191L190 227H189V229H187ZM187 230H186V232H188ZM197 230H199V229H197ZM175 231H176V230H175ZM191 231H192V230H191ZM204 231H205V230H204ZM243 232H244V231H243ZM170 233H171V232H170ZM182 234H183V233H182ZM197 234H198V233H197ZM199 234H201V233H199ZM244 241H245V240H244ZM250 245H251V243H250ZM219 247H220V246H219Z\"/></svg>", "mask_w": 264, "mask_h": 264}]
</instances>
